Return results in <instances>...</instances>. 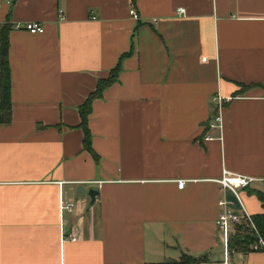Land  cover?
Here are the masks:
<instances>
[{
    "label": "crops",
    "instance_id": "1",
    "mask_svg": "<svg viewBox=\"0 0 264 264\" xmlns=\"http://www.w3.org/2000/svg\"><path fill=\"white\" fill-rule=\"evenodd\" d=\"M0 4V33L4 24L45 27L9 33L0 264H145L183 254L225 264L219 200L234 196L219 180L228 170L264 190V0ZM132 40L118 80L92 104L96 160L79 106ZM218 93L232 97L222 128L208 126ZM80 185L97 189L93 203L77 196ZM241 193L252 215L264 212L248 188ZM71 234L76 241L64 240ZM228 261L264 264V253L233 248Z\"/></svg>",
    "mask_w": 264,
    "mask_h": 264
},
{
    "label": "trees",
    "instance_id": "2",
    "mask_svg": "<svg viewBox=\"0 0 264 264\" xmlns=\"http://www.w3.org/2000/svg\"><path fill=\"white\" fill-rule=\"evenodd\" d=\"M132 1L133 3L136 2V0ZM12 27L14 28V26H11L10 24H4L1 27L0 33V123L2 124L10 123L12 120V75L9 60V33ZM134 45V40H132V48L130 49V51L124 53L120 57L119 62L114 68L110 70L109 75L106 78H99L95 90L91 92L85 102L79 106V113L81 116L80 127L84 130V146L88 151H90L94 155L96 160L99 159V156L96 154L92 147V133L89 127V116L92 112V104L95 99L103 96L104 91L109 86H111L118 80L120 71L122 70L123 60L133 53ZM250 86L244 85L243 88ZM247 188L250 194H254L258 197L264 208V190L254 189L250 186H248ZM253 220L256 224L259 233L264 238V212L254 214ZM244 235L245 236H232L230 242L231 249L234 248L235 250L243 252H247L250 250V246L254 242L255 237L251 234ZM205 259H207L205 255L195 257L189 254H183L179 261L147 262L145 264H199Z\"/></svg>",
    "mask_w": 264,
    "mask_h": 264
},
{
    "label": "built area",
    "instance_id": "3",
    "mask_svg": "<svg viewBox=\"0 0 264 264\" xmlns=\"http://www.w3.org/2000/svg\"><path fill=\"white\" fill-rule=\"evenodd\" d=\"M178 11L180 13H185V8H178ZM130 13L134 18H139V14L136 9L132 8L130 10ZM14 28L26 29L32 33H43L45 31V27L39 22L16 23L14 24ZM231 99L232 97H225L219 93L215 96L214 100L216 102V109L213 116L208 122L209 127L222 128L221 112L222 109L225 107L226 103L229 102ZM210 138V136L206 137V139ZM257 179L258 178L252 176L234 174L229 172L228 170H225L223 177L219 180L222 186L225 189L230 190L234 196V199L223 197L219 200L221 211L217 219V226L219 232L222 235V241L226 257L225 264H230L228 261V258L232 251L230 242L232 236L234 235L235 228H246V226L249 227L251 235L255 237L254 242L250 246L251 251L264 253V238L259 233L256 227V224L253 220V215L248 211V209L244 205L241 193L242 189L247 188ZM184 184V180L178 182V185L181 188L184 186ZM62 208L72 210L73 204H63L62 202ZM64 240L76 241L77 237L75 234H71L69 236L64 235Z\"/></svg>",
    "mask_w": 264,
    "mask_h": 264
},
{
    "label": "water",
    "instance_id": "4",
    "mask_svg": "<svg viewBox=\"0 0 264 264\" xmlns=\"http://www.w3.org/2000/svg\"><path fill=\"white\" fill-rule=\"evenodd\" d=\"M97 189L93 188V189H88L86 190V187L84 185H80L78 186V192H77V196H85L86 193L88 194V196H90L92 203L94 202V200L96 199V193H97Z\"/></svg>",
    "mask_w": 264,
    "mask_h": 264
},
{
    "label": "rangeland",
    "instance_id": "5",
    "mask_svg": "<svg viewBox=\"0 0 264 264\" xmlns=\"http://www.w3.org/2000/svg\"><path fill=\"white\" fill-rule=\"evenodd\" d=\"M244 234H251L249 227L246 226V228L239 227L234 229V235L245 236Z\"/></svg>",
    "mask_w": 264,
    "mask_h": 264
}]
</instances>
